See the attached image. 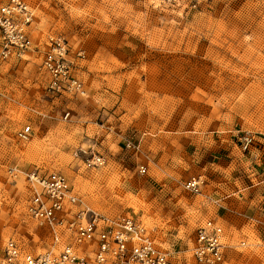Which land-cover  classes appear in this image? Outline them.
Instances as JSON below:
<instances>
[{"label": "rangeland", "instance_id": "1", "mask_svg": "<svg viewBox=\"0 0 264 264\" xmlns=\"http://www.w3.org/2000/svg\"><path fill=\"white\" fill-rule=\"evenodd\" d=\"M24 1L39 47L0 58V244L47 245L25 212L37 167L64 173L96 209L141 218L162 246L181 250L180 264H197L190 247L207 218L229 245L219 264H264V226L250 224L240 198L264 191V0ZM53 35L69 42L84 94L46 90L40 43ZM245 130L256 138L249 150L239 145ZM192 174L204 179L201 193L180 185ZM225 194L227 207L210 199Z\"/></svg>", "mask_w": 264, "mask_h": 264}, {"label": "built area", "instance_id": "2", "mask_svg": "<svg viewBox=\"0 0 264 264\" xmlns=\"http://www.w3.org/2000/svg\"><path fill=\"white\" fill-rule=\"evenodd\" d=\"M33 15L32 7L24 0L0 4L1 59L20 56L39 47L28 30ZM40 44L43 45L40 64L47 79L46 90L55 94H84L67 39L53 35ZM76 56H83L82 49ZM68 115L69 111H65L63 118ZM31 131L30 124H26L16 135L27 139ZM238 140L242 150H249L256 138L245 130ZM125 146L135 147V144L125 139ZM145 169L144 164L138 166L141 173ZM27 181L25 212L44 227L47 245L32 251L22 247L18 240L7 238L0 244V264H180L177 259L181 250L162 246L141 218L90 206L80 198L64 173L35 167L28 172ZM203 184L201 174H192L181 181V187L190 193H200ZM191 245V256L197 264L223 262L229 246L223 225L212 218L195 227Z\"/></svg>", "mask_w": 264, "mask_h": 264}, {"label": "crops", "instance_id": "3", "mask_svg": "<svg viewBox=\"0 0 264 264\" xmlns=\"http://www.w3.org/2000/svg\"><path fill=\"white\" fill-rule=\"evenodd\" d=\"M262 181H263V179L260 180V181L258 180L257 183H256V185L261 186L259 183H261ZM180 185H181V181H180ZM204 185H206V184L204 183L202 185L201 189L203 188ZM259 186H258V188H259ZM222 187H224V186H222ZM251 187H252V185H249V186H246L244 188H251ZM236 192H238V190H236ZM227 196H228V194H225L224 197L214 198V199L210 198V199H211V201L214 204H216L219 207L225 206V205L227 207L228 204H225L224 205L222 202H220V199L222 200V199L226 198ZM240 198H241V201L244 203V205L247 207V210H250V212H251V215L252 216L250 215L251 216L250 219H252L253 222L250 223V224H252L254 228L257 227L260 230V228L262 226H264V210H260L261 209L260 206H252L251 205V201L252 200H258V201H261L262 203H264V191L261 190L259 192V190L256 187L255 189L253 188L252 189V192L251 193H248L247 196H245V195L242 194L240 196ZM212 219H214V218H212ZM215 220H217V219H215ZM259 237L264 241V232H263V230H260Z\"/></svg>", "mask_w": 264, "mask_h": 264}]
</instances>
